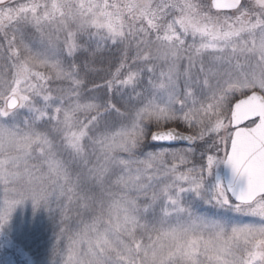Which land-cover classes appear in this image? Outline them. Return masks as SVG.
Wrapping results in <instances>:
<instances>
[{
    "label": "snow or ice",
    "instance_id": "6c2138e0",
    "mask_svg": "<svg viewBox=\"0 0 264 264\" xmlns=\"http://www.w3.org/2000/svg\"><path fill=\"white\" fill-rule=\"evenodd\" d=\"M26 200L57 264H264V0H0V227Z\"/></svg>",
    "mask_w": 264,
    "mask_h": 264
},
{
    "label": "trees",
    "instance_id": "16d2710c",
    "mask_svg": "<svg viewBox=\"0 0 264 264\" xmlns=\"http://www.w3.org/2000/svg\"><path fill=\"white\" fill-rule=\"evenodd\" d=\"M36 208L33 207L32 211H28L23 217L19 211H14L7 228H0V243L7 229L8 232L9 229H15L16 233L8 237L11 238L12 249L21 250L18 256H29L41 264L42 261L55 256L53 246L60 228V216L51 204L44 210L40 206ZM23 218L25 219L22 220Z\"/></svg>",
    "mask_w": 264,
    "mask_h": 264
},
{
    "label": "rangeland",
    "instance_id": "374dc122",
    "mask_svg": "<svg viewBox=\"0 0 264 264\" xmlns=\"http://www.w3.org/2000/svg\"><path fill=\"white\" fill-rule=\"evenodd\" d=\"M178 147H181V146H178ZM221 155H223L222 152H221ZM221 167H222V165L214 170L213 176L210 178L211 183L215 182L217 175H219V173L221 172ZM40 207L42 210L45 209V207L43 205H41ZM32 209H33V204L31 202V200H26L22 204L17 205L13 209V211L10 213L8 220L0 228L1 229L7 228L8 223L11 222V220H12L10 217L12 216V213L14 211L15 212H16V210L19 211L21 213V216L23 217V215L25 213H27L28 211L29 212L32 211ZM36 209H38V208H36ZM24 219L25 218H23L22 220H24ZM15 233H16V230L13 228H12V230L9 229V232H8V229L6 232H4L3 239L0 243V264H39L38 261L36 262L35 260H32L31 257H29V256H25V257L18 256V254L20 255L21 250L12 249L13 244L10 241L11 238H8V237H10L11 235H13ZM22 240H23V238H22ZM57 262H58V257L54 256L51 259H46V260L42 261L41 264H57Z\"/></svg>",
    "mask_w": 264,
    "mask_h": 264
},
{
    "label": "water",
    "instance_id": "95a60500",
    "mask_svg": "<svg viewBox=\"0 0 264 264\" xmlns=\"http://www.w3.org/2000/svg\"><path fill=\"white\" fill-rule=\"evenodd\" d=\"M178 146H182V144L177 143V144H176V147H178ZM222 168H223V169H222V178H223V181H226L227 178H228V176H229V171H228V169L225 168L223 165H222ZM217 177L221 178V176H217Z\"/></svg>",
    "mask_w": 264,
    "mask_h": 264
},
{
    "label": "flooded vegetation",
    "instance_id": "af4514ba",
    "mask_svg": "<svg viewBox=\"0 0 264 264\" xmlns=\"http://www.w3.org/2000/svg\"><path fill=\"white\" fill-rule=\"evenodd\" d=\"M222 174V167H221V172L219 173V176ZM218 176V175H217ZM222 181H223V179H222V177L220 178Z\"/></svg>",
    "mask_w": 264,
    "mask_h": 264
}]
</instances>
